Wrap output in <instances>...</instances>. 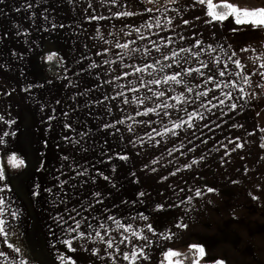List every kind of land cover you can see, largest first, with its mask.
I'll return each mask as SVG.
<instances>
[{"label": "crops", "instance_id": "crops-1", "mask_svg": "<svg viewBox=\"0 0 264 264\" xmlns=\"http://www.w3.org/2000/svg\"><path fill=\"white\" fill-rule=\"evenodd\" d=\"M229 2L241 7H264V0ZM123 12L134 14L121 16ZM206 19H211L206 15V7L202 10L196 0H3L0 3V170L6 177L0 181L3 189L0 199L4 201L0 204V219L5 221L8 233L7 237L0 233V252L4 253L0 264H20L21 260L28 264H62L59 255L73 258L77 255L70 253L64 240H72L73 246L100 249L103 258L92 257L88 264H133L131 253L136 250L129 238L134 236L133 231L150 234L151 243L160 246L153 250V259L160 258V249L180 251L195 243L206 250L200 264H211L214 259H224L226 264H264V164L255 159L263 154L259 148L262 134L256 129L260 123L255 122L256 116L251 113L264 109L261 87L264 75H260L264 72L260 68L264 64V31L243 27L233 33L224 25L205 24ZM184 20L189 23L184 24ZM94 27L96 30L92 32L98 31L99 38L104 40L102 46L128 45L131 56H145L139 61L131 59L145 73L132 78H153L149 68L153 48L157 55L169 57L168 66L163 60L157 67L162 78L183 68L177 77L180 83L168 92L177 102L158 106L156 110L162 111L160 119L145 120L146 166L138 162L137 152L131 146L128 152L129 140L122 130L119 135L122 148L120 144L117 149L116 140L112 139L114 145L112 140H107L112 134L105 132V125L114 128L115 120L59 118L58 48L76 47L74 38L88 40V31ZM107 30H114L113 39L105 36ZM194 39L203 41L200 48L193 46ZM209 43L215 51L207 48ZM220 44L224 45L223 49ZM189 48L191 52L182 51ZM242 48L248 51H241ZM233 51L237 55L229 59L225 53ZM173 52L177 55L173 56ZM53 53L56 56L49 61L47 57ZM215 57H219L220 64L214 63ZM233 60L241 61V75H236L241 69ZM201 62L209 68H204ZM225 63L227 68L223 67ZM196 68L203 75L188 74V69ZM220 71L225 75L221 77ZM213 73L214 80L208 81ZM204 92L208 95H201ZM232 104L237 107L233 109ZM176 111L175 116L168 118V113ZM181 111L192 112V118L181 117ZM234 111L243 112L236 120L245 129L238 134L233 133L238 126L230 113ZM137 121L132 120L135 131ZM177 124L181 127L177 128ZM178 130L180 144L176 147L174 142H169L166 149L162 138ZM232 141L244 147L236 148ZM13 155L24 160V166L13 167L9 163ZM131 155L132 162L120 159ZM237 160H241L240 176L236 183L230 184L226 176L233 171H228V167ZM40 162L44 167L38 170ZM144 167L161 175L163 211L174 215L166 216L162 212V216L158 213L155 216L153 212L157 210L152 211V207L146 210L152 211L150 216L146 215L149 219L141 220L144 224L139 226L133 215L123 219L120 190L124 186L120 178L124 173L134 181ZM105 175L108 181L103 179ZM136 179L140 184V178ZM208 187L217 191L207 193ZM197 190L202 192L200 197L195 195ZM35 191L40 195H34ZM224 191L235 192L231 197L224 196ZM97 192L99 196L95 195ZM253 196L258 199L253 200ZM110 216L125 227L131 224V228L127 232L119 229L113 220L107 219ZM146 223L152 224L156 235L147 230ZM177 223L187 224L188 228H177ZM160 231L168 239L159 241ZM125 236L128 244L119 243ZM109 239L113 241V249L107 248ZM15 247L21 251H14ZM124 253L130 259L124 260Z\"/></svg>", "mask_w": 264, "mask_h": 264}, {"label": "rangeland", "instance_id": "rangeland-1", "mask_svg": "<svg viewBox=\"0 0 264 264\" xmlns=\"http://www.w3.org/2000/svg\"><path fill=\"white\" fill-rule=\"evenodd\" d=\"M165 1V0H162ZM91 29L88 31L89 39L88 40H78V36L74 38V43H77V46H73V48L65 49L62 47L58 48L59 52V62H58V105H59V118H73L77 119H105L107 122L110 120H115V126L112 128H105V132H111V136L107 140H116V144L118 145L117 149H120L123 146L122 141L119 143V135L122 133L126 136L127 141V150L131 151L130 146L133 151H136L138 162H144L145 165V156H146V142H145V120L148 118H158L160 119L162 116V111L156 110L158 106L165 104H170L171 102H177L175 100V96L169 94L168 92L176 89V82L167 81L165 82V78L161 77V71L157 69L165 60L166 66L169 65L167 56L157 55L156 48H153L152 55V64L153 66H149L150 73L153 78L145 79V78H132V75H144V72L137 71L140 68L139 64L136 62H132L131 59L133 57L138 61L140 59L145 58V56L134 54L131 56L130 47H104L102 46L104 40L99 38V32H92ZM105 36H110V39L114 38V30H107L104 32ZM83 37L86 38V32H83ZM128 43V42H127ZM82 44V45H81ZM85 44H88L87 48L84 47ZM84 45V46H83ZM49 49V48H43ZM109 50V53L106 51ZM119 52L117 54L114 53ZM140 51V49L138 48ZM60 57L63 62L60 63ZM167 57V59H166ZM151 60V57H149ZM164 67V65H163ZM167 69V67H166ZM65 70L66 72H62ZM163 72V70H162ZM160 81L159 83H155L154 81ZM148 92V93H147ZM163 93V95H161ZM127 101V102H125ZM150 106H154V109L151 111ZM168 110V109H167ZM176 112L168 113V118H171L172 115ZM233 113V119L237 127L233 129L234 134H238L242 132L245 128L240 127L239 121L236 118H240L242 116L241 111L230 112ZM252 115L256 116L255 122L260 123L257 124V131H260L262 134V141L259 144V148H262L263 154L255 156V159L259 160L261 164H264V109L258 111H251ZM192 112L181 111L180 116L183 118H192ZM224 115V114H223ZM223 115L220 118H223ZM175 116V114H174ZM200 117V115H199ZM132 120L137 121V130L132 126ZM62 131L66 129H61ZM179 130L165 135L162 139L165 140L166 149H169V142H174L176 147L177 144H180L179 138ZM107 137V136H106ZM113 141V140H112ZM162 143V142H161ZM114 145V141L112 143ZM145 159V161H144ZM132 162V155L129 156L127 161ZM116 161V160H115ZM251 163L254 160H250ZM241 160H237L234 162L232 167H228V171H233L227 174L226 178L228 182L236 183L237 178L240 176L239 163ZM132 166V165H130ZM129 167V166H127ZM251 167V164H250ZM139 174V175H138ZM221 175V172H219ZM127 174L123 173L121 175V183L124 187L121 188V199H122V216L123 219L128 217V215H133L137 217L139 220V226L144 224L141 223V219L139 214L143 215H151L152 211H156V206L162 204V193H161V185L159 184V178L161 175L154 174L148 168L144 167L142 173H137L132 181V178H127ZM118 177V175H117ZM136 177L140 178V184L136 183ZM222 180L220 176L218 177V183H221ZM136 185V186H133ZM144 192L145 196L140 197L139 193ZM235 191H224L222 194L224 196H231ZM123 201H127V203H123ZM135 201V203H134ZM153 207V209H152ZM165 207L161 210H157L153 212L156 214L164 213ZM147 209H152V211L147 212ZM168 215L169 212H165ZM173 216V213L169 214ZM128 220V218H126ZM155 225H159L162 227L161 223H154ZM147 225V223H146ZM166 226V224H164ZM141 235L147 236L149 239L147 241L141 240L139 235L129 237L132 239L134 243V250L139 252L143 249V254L149 257L148 260H143V256H140L136 259V264H150L151 260H157L158 256L155 259L151 258L152 252L154 249L160 247L155 246L151 243V236L148 233H139ZM159 241H163L166 237L164 231H160L158 233ZM128 244L127 242H124ZM124 248V247H123ZM179 252V256H174L168 258L166 254L168 252ZM186 254V255H184ZM160 258L158 263L156 264H169V260L171 259L172 264H195L196 260L199 258L198 253H196L191 246H186L184 249L178 251L177 250H163L160 249ZM184 255V256H183ZM61 255L58 256V258Z\"/></svg>", "mask_w": 264, "mask_h": 264}, {"label": "snow or ice", "instance_id": "snow-or-ice-1", "mask_svg": "<svg viewBox=\"0 0 264 264\" xmlns=\"http://www.w3.org/2000/svg\"><path fill=\"white\" fill-rule=\"evenodd\" d=\"M3 0H0V3H2ZM149 2H151V0H149ZM196 4L202 6V10L204 7H206V15L207 17H211L210 20H205L204 23L205 24H214V27L216 26H219V25H224L225 27H230L231 31L233 33H236V32H239L240 31V28H243V27H247L249 30L251 29H257V30H261V31H264V7H252V8H249V7H241L239 6L238 4H235V3H232V2H229V0H220L219 3H214V0H196ZM195 6V5H194ZM30 7V5H29ZM149 12L152 11V9H148ZM134 13L132 12H123V13H120L121 16H132ZM47 17H45L46 19ZM100 19H102L103 17H99ZM197 19H200L201 17L200 16H197L196 17ZM215 22V23H214ZM227 22V23H225ZM184 24H188L189 21L188 20H184L183 21ZM56 25H53V27H55ZM61 27H63V25H60ZM239 26V27H237ZM19 27V26H17ZM202 35V34H201ZM213 38H215V33H213ZM203 44V41L202 40H198V39H194V42H193V46L196 47V48H200L201 45ZM118 47H127V45H117ZM219 47L221 49L224 48V45L223 44H220ZM232 45L229 44L228 45V48H231ZM207 48L208 49H211L212 51H215V49L213 48V45L211 43H209L207 45ZM182 51H187V52H191L192 49H182ZM241 51H248V49H241ZM229 59H232V57L236 56L237 53L235 51L231 52L230 54L229 53H225ZM177 54L175 52H173V56H176ZM194 55H198V53H195ZM56 56V53H53L52 55H49L47 57V59L49 61H51L54 57ZM167 59V57H166ZM202 63V66L204 68H209V65L206 64V63ZM214 63L215 64H220V59L219 57H215L214 58ZM233 63L236 65L237 68H240L241 69V72H237L236 75H241V73L243 72V65L241 64V61L240 60H233ZM178 67H180L178 65ZM224 68H227L228 65L227 63H225L223 65ZM260 68L264 69V64H261L260 65ZM137 71H140V69H137ZM181 72H183V68L181 67V70L180 72H177L175 75H172V76H168V77H165V82L171 80V81H174L176 83H180V80L177 78ZM188 74L191 75L193 72H196V73H199L200 75H203V73L201 72L200 68H196V69H188L187 70ZM219 75L222 77L225 75V72L224 71H220L219 72ZM260 75H264V72L260 73ZM215 78V74L213 73L212 75H209L208 76V81H213ZM248 78L245 77V80H247ZM155 83H159L160 81H154ZM219 87V85H217ZM262 88H264V85H261ZM188 91H192L191 88L188 89ZM241 92H243L244 90L243 89H240ZM161 95H163V93H161ZM201 95H204V96H207L208 93L207 92H204V93H201ZM227 95V94H226ZM127 102V101H125ZM221 103H223V101L221 100L220 101ZM231 107L233 109H235L237 107L236 104H232ZM151 111V109L149 110ZM202 118V117H201ZM50 119H52V117H50ZM191 126V125H189ZM67 127H70V126H67ZM105 127H109L108 125H105ZM177 128L181 127V125L177 124L176 125ZM240 127H242V125H240ZM15 133H13L14 135ZM4 135H8V133H5ZM2 142V141H0ZM232 143L235 144V147L236 148H240L242 149L244 147V145L242 143H236L235 141H232ZM47 146V142H45V147ZM261 147H264V145H261ZM44 154L41 153V156H43ZM64 159H67V157H64ZM120 159L122 160H127L128 157L127 156H121ZM9 163H11L13 165V167L15 168H20L22 166H24V160L22 159H18L15 155L9 157ZM195 163H198V161H193V164ZM44 167L43 165V162H40V164L38 165V170L39 169H42ZM188 167L190 168L191 165H188ZM112 171L114 172L115 171V168L112 169ZM100 175H103L102 173H100ZM133 176H135V173H132ZM174 175V173H173ZM6 177H5V174H4V171L3 170H0V181L2 180H5ZM103 179L105 181H108L109 180V177L108 176H103ZM136 183H138V181H136ZM235 183V181H234ZM113 187H115V185H113ZM36 188L38 189L39 188V185H36ZM0 191H3V189H0ZM46 191H51L50 189H46ZM217 190L213 187H208L207 188V193H215ZM34 195L36 196H39L40 195V192L39 191H35L33 193ZM96 196H99L100 193L97 192L95 193ZM195 195L197 197H200L202 195V192L201 190H197ZM139 196L140 197H143L145 196V193L144 192H140L139 193ZM253 200H257L258 197L256 196H253L252 197ZM189 200H191V197L189 198ZM99 203H102V201H98ZM4 201L2 199H0V204H3ZM123 203H127V201H123ZM135 203V201H134ZM164 205L160 204V205H157L156 206V210H161L163 209ZM13 216H16V213L13 212L12 213ZM140 215V218L147 221L149 219L148 216H145L143 215L142 213L139 214ZM107 219L109 220H113L117 227L119 229H123L125 232H127L130 228H131V224H129L127 227H125L124 224H122L119 220H117L115 217H107ZM135 219V218H133ZM80 227V224L77 222L76 224V228L78 229ZM101 227H103V225H101ZM175 227L177 228H184V229H187L188 228V225L187 224H184V223H177L175 225ZM146 228L149 232H152L153 235H156V232H155V229L153 228L152 224L151 223H148L146 225ZM72 231H76V229H72ZM143 231V230H142ZM0 233H2L5 237H7L8 233L5 231V221L3 219H0ZM96 235L98 237H100L101 241H104V237L100 236V233H96ZM133 235L136 236V235H139V238L141 240H144V241H147L149 238L145 235H141L135 231H133ZM81 236V239H84V233L81 232L80 234ZM165 239H168V237H165ZM126 240H128V237L125 236L124 237V240H121L119 241V243H124ZM63 243L67 246L68 250L70 251V253H77V255L75 256V258H73L72 255H68V256H65V255H61L59 257V259L62 261V264H78V261L80 262V264H88V261L92 258V257H98V258H103L101 257V254H100V249H93V248H89V247H84L83 245H77V246H73V241L72 240H64ZM107 243V248L108 249H113L114 247V244H113V241L111 239L107 240L106 241ZM8 247L9 248H13V245L12 244H8ZM191 248L196 252L198 253V259L196 260L195 264H200V261L205 259L206 257V250H205V247L202 246V245H199V244H195L193 243L191 245ZM14 251L16 252H20L21 249L19 247H15L14 248ZM116 251L119 252L120 249L117 247L116 248ZM4 255L3 252H0V256ZM180 253L179 252H168L166 254V256L168 258H171V257H174V256H179ZM140 256H143V260H148L149 257L147 255H144L143 254V249H141L139 252H132L131 253V259L133 261V264H136V259ZM123 259L124 260H128L130 259V256L128 253H124L123 254ZM20 264H28V261L26 260H21ZM169 264H172V261L171 259L169 260ZM211 264H226V261L224 259H214L211 261Z\"/></svg>", "mask_w": 264, "mask_h": 264}, {"label": "trees", "instance_id": "trees-1", "mask_svg": "<svg viewBox=\"0 0 264 264\" xmlns=\"http://www.w3.org/2000/svg\"><path fill=\"white\" fill-rule=\"evenodd\" d=\"M184 255H186V254H184ZM184 255H183V256H184ZM179 257H180V255H179Z\"/></svg>", "mask_w": 264, "mask_h": 264}]
</instances>
